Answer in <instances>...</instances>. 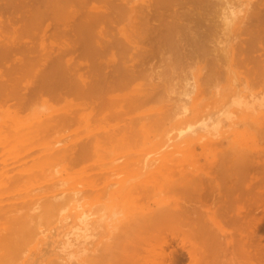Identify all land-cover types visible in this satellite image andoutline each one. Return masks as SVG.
Listing matches in <instances>:
<instances>
[{
	"label": "bare ground",
	"instance_id": "obj_1",
	"mask_svg": "<svg viewBox=\"0 0 264 264\" xmlns=\"http://www.w3.org/2000/svg\"><path fill=\"white\" fill-rule=\"evenodd\" d=\"M82 191L133 209L83 264H264V0H0V264Z\"/></svg>",
	"mask_w": 264,
	"mask_h": 264
},
{
	"label": "rangeland",
	"instance_id": "obj_2",
	"mask_svg": "<svg viewBox=\"0 0 264 264\" xmlns=\"http://www.w3.org/2000/svg\"><path fill=\"white\" fill-rule=\"evenodd\" d=\"M140 1H137V2H135V5H136V8L138 9V10H141L140 8H141V5H139L138 6V4H140L139 3ZM173 8V9H172ZM176 7H170V10H168L164 15H163V18L164 19H167V20H169L168 19V17H169V15H167L168 13H170V11H175L176 9H175ZM172 9V10H171ZM167 15V16H166ZM170 19L172 18V17H169ZM173 19V18H172ZM140 82H141V80H140ZM208 99H204V101H201L200 102V105L199 106H197L198 107V109H201V111H200V113L201 112H203V110H209L208 108H210L212 111H215L218 107H215V105L213 104V103H211V101H213V100H211V98H209V97H207ZM227 100V99H226ZM224 101L223 103H225L226 105H225V109L230 113H228L229 115H233V120L231 119V121H241V120H244L245 119V116L244 117H242L241 118V116H243V114L242 115H240L239 113H238V111H239V106H238V108H237V106L235 105V104H231L230 105V108H228V106H229V101H230V98L227 100V101ZM211 103L210 105H208L209 107L208 108H206L205 107V105H206V103ZM150 105V104H149ZM171 105V104H170ZM233 105H234V107H233ZM236 106V107H235ZM232 107V108H231ZM220 108V107H219ZM235 109V110H234ZM200 113L198 114V115H200ZM195 115H197V113L195 114H189L188 115V117H186L187 119L190 117V118H192V119H194L196 116ZM234 116H238L237 118L235 117L234 118ZM185 118V119H186ZM221 120H224V118H225V115H221L220 117H219ZM178 119H180V118H178ZM178 119H173L172 120V123L171 124H173L174 122L176 123L177 121H178ZM227 121H228V119H227V117L225 118ZM239 119V120H238ZM183 121H185V120H183ZM182 121V122H183ZM191 121V120H190ZM223 122V121H222ZM242 122V121H241ZM240 122V123H241ZM226 123L227 122H225L223 125V127L224 128H227V125H226ZM168 124V123H167ZM171 124H168V126L167 127H171L172 125ZM178 124L179 123H177L176 124V126H178ZM175 125V124H174ZM225 125H226V127H225ZM170 127H169V130H170ZM172 127H175V126H172ZM168 129V128H167ZM169 130H167V131H169ZM166 131V132H167ZM161 131H159L158 133H160ZM174 132V131H173ZM53 137L55 138V134L53 135ZM50 151H51V149H48L47 151H46V153H45V157H44V161H46L47 160V162L51 159V156H50ZM67 184V183H66ZM66 184H64V186L66 187V189L67 190H69V189H71V185H70V183H68L69 185H70V187L68 186V184H67V186H66ZM74 185H72V186H74L75 188H78V187H76V186H80V188H78V189H81V188H83V183L81 184V183H73ZM80 184V185H79ZM76 185V186H75ZM82 186V187H81ZM74 187H72V188H74ZM84 187H89V186H84ZM64 188V187H63ZM69 188V189H68ZM115 187H113L112 189H114ZM80 192V191H79ZM85 191H82V193L83 194H77L76 196L77 197H81V198H77L76 199V197H75V202H73V203H71V204H69L68 205V207H67V209H66V211L63 213V217H67L66 219L64 218V220H63V218L62 219H60V220H55L56 219V216H52L50 219H48L47 221H44L43 223L44 224H42V226L40 227L41 229H43V230H45V233H46V236L45 237H43V239L42 240H40V242H38V244H37V246L36 247H34V243L33 242H29V244H28V247L30 246V249H31V253H30V255L28 254V258H27V263L26 264H52V262L54 263L55 261H58V260H69V261H71L73 264H83V263H81V262H83V260L85 259V257H86V254H83V250H91V249H94V248H96V247H94V246H100L101 245V243H102V241H104V238H103V236H106L108 233H110L111 231H112V225H113V222H111L110 221V219H108V214L110 215L111 214V212H114V215H116L117 217H122V218H124L125 216L124 215H122V213L124 212V213H126L127 211H126V209L127 208H129L128 209V211L129 212H127V213H130V212H132V207H131V205L129 204V203H127L126 201H124V200H121V199H115L114 197H112V196H110V194L109 193H106L105 191H104V193H102V195L104 194V196L103 197H101L100 198V196H102L101 195V193L100 192H103V190H101L99 193H97V194H95L94 192H91V191H86L85 193H84ZM88 192V193H87ZM91 192V193H90ZM93 193L95 194V195H93ZM106 193V194H105ZM86 194V195H85ZM87 194L89 195V194H91V195H89L88 197H87ZM100 194V196L99 197H97L98 195ZM97 195V196H96ZM96 196V197H95ZM109 199V200H108ZM82 202H81V201ZM104 200H106L105 202H104ZM107 201H111L109 204H111L110 206L111 207H113V209H110V208H108L107 210H105V212H104V219H103V221H96L95 223L94 222H92V223H90L89 225L90 226H87V232H88V238L87 239H82V238H80V237H78L77 235H75V234H78V233H76V231H78V229L77 228H81L82 227V223H81V215L82 214H88V212H94L95 213V211L97 210L98 211V209H96L95 210V208L96 207H98V205L97 204H99V205H101V203H104V204H107ZM90 202V203H89ZM126 204H125V203ZM83 204V207L85 206V209L83 210V209H81L80 207L79 208H76V206H77V204ZM89 203V204H88ZM73 204V205H72ZM140 204V203H139ZM96 206L95 208H92V206ZM128 205V206H127ZM70 206V207H69ZM126 206H127V208H126ZM140 206V205H139ZM263 207H259V208H262L263 210H264V204L262 205ZM73 207V208H72ZM72 208V209H71ZM100 208V207H99ZM125 208V209H124ZM257 209V210H260V211H257V210H255V216H257L256 214H258V215H262V216H257V217H264V211L262 210L261 211V209ZM87 209V210H86ZM122 209H124V210H122ZM92 210V211H91ZM94 210V211H93ZM96 211V212H97ZM99 212H103V208H101V209H99ZM118 212H119V214H118ZM257 212V213H256ZM93 213V214H94ZM68 214V215H67ZM80 214V216H78ZM93 214H91L90 216H92ZM99 216V214H96L95 216H92V218L94 217V218H96V217H98ZM256 217V218H257ZM53 218V219H52ZM55 218V219H54ZM255 218V219H256ZM52 219V220H51ZM53 220H54V222H53ZM108 220V221H107ZM264 220V218H262V220H259L258 222L259 223H261V221H263ZM110 221V222H109ZM103 223V224H102ZM259 223H257V225H260ZM264 221L262 222V224H261V228H259L258 229V231H255L254 232V234H253V236H254V240L256 241V242H254V244L255 245H259L260 247H263L264 246ZM96 224V225H95ZM105 224V225H104ZM110 224V225H109ZM112 224V225H111ZM98 225V226H97ZM102 225V226H101ZM107 225V226H106ZM51 226V227H50ZM103 227H105V229L103 228ZM107 227V228H106ZM89 228V229H88ZM92 228V229H91ZM95 228V229H94ZM262 228H263V230H262ZM103 229V230H102ZM242 230H244L243 228H241ZM92 230H94V231H92ZM98 230V231H97ZM106 231V232H105ZM260 231V232H259ZM92 232H94V233H92ZM257 232V233H256ZM99 233V234H98ZM240 233V232H239ZM93 234V235H92ZM258 234V235H257ZM237 238H239V236H236ZM257 238H259L258 240H257ZM101 239V240H100ZM88 240V241H87ZM100 240V241H99ZM259 241V243L257 244V242ZM31 243V244H30ZM33 243V244H32ZM158 243H160V242H158ZM260 243H261V245H260ZM94 244V245H93ZM240 243L238 244V245H236L235 244V246H233L232 248H231V251H233V252H236L237 254H236V257L234 258V260L235 261H231V264L233 263V262H235L236 264H243L244 263V261H246V257L244 256V254H243V250L240 248ZM87 246V247H86ZM91 248H90V247ZM160 246V245H159ZM179 245H177L176 246V251L177 252H173L172 254H177V253H179L182 249L180 248V246H179V248H177ZM258 246V247H259ZM158 247V246H157ZM86 248H88V249H86ZM175 248V247H174ZM169 249L170 248H166V250L169 252ZM157 250V251H156ZM179 251V252H178ZM158 252V249H155V253H157ZM38 253V254H37ZM159 256L161 255V253H157ZM156 254V255H157ZM42 255V256H41ZM158 255H157V257H158ZM44 257V258H43ZM61 257V258H60ZM69 257H70V259H69ZM55 258V259H54ZM59 258V259H58ZM63 258V259H62ZM53 259L55 260V261H53ZM29 260V261H28ZM178 264H189V260L188 259H186V260H184L182 263H178ZM234 264V263H233Z\"/></svg>",
	"mask_w": 264,
	"mask_h": 264
}]
</instances>
